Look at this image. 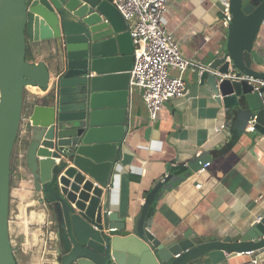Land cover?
Instances as JSON below:
<instances>
[{"label":"water","instance_id":"1","mask_svg":"<svg viewBox=\"0 0 264 264\" xmlns=\"http://www.w3.org/2000/svg\"><path fill=\"white\" fill-rule=\"evenodd\" d=\"M39 1L0 0V264H18L10 236V163L28 86L53 97L47 116L28 132L25 158L35 191L52 198L48 204L67 247L60 264H197L207 258L216 263L264 251V218L221 240L186 234L168 241L153 234L151 206L164 195L160 189L197 173L204 156L169 165L168 176L136 215L122 217L111 209L112 177L132 121L135 47L129 22L112 0ZM230 10L232 19L223 28L226 49L205 63L201 83L264 134V86L256 89L264 70L252 57L264 24V0H231ZM31 21L47 23L54 34L59 66L52 84L45 62L26 59ZM229 72L236 78L222 79Z\"/></svg>","mask_w":264,"mask_h":264},{"label":"crops","instance_id":"2","mask_svg":"<svg viewBox=\"0 0 264 264\" xmlns=\"http://www.w3.org/2000/svg\"><path fill=\"white\" fill-rule=\"evenodd\" d=\"M221 9L222 0H169L164 24L184 55L198 64L212 61L226 49V23ZM35 25V21L29 25L30 40L39 44L51 41L57 52L49 25L45 24L50 34L39 32ZM40 56L42 52L34 53L37 63L43 61L50 68L52 84L59 64L53 56ZM252 57L256 68L264 70V24ZM170 73L178 75L172 68ZM183 77L187 84L185 96L167 101L156 120L148 116L143 91L132 88V121L122 144V160L112 177L111 209L122 217L136 215L147 194L168 176L169 165L204 156L208 163L205 170L172 189H160L164 195L151 206L155 210L153 234L171 241L186 234L190 238L221 240L244 233L264 218V134L247 129L251 123L246 124V114L217 102L201 83L200 75L189 69ZM48 92L32 88L28 93L24 114L32 116L36 124L48 111L34 100ZM22 141L18 145L20 177L10 196L11 241L19 264H60L67 247L62 244L48 204L52 198L45 199L44 192L35 191L26 165V149L21 151L27 146ZM255 258H259L258 264H264V251L238 253L216 263L207 258L197 264H253Z\"/></svg>","mask_w":264,"mask_h":264},{"label":"built area","instance_id":"3","mask_svg":"<svg viewBox=\"0 0 264 264\" xmlns=\"http://www.w3.org/2000/svg\"><path fill=\"white\" fill-rule=\"evenodd\" d=\"M112 2L129 22V32L135 47L130 85L143 91L148 116L151 120H156L167 101L185 96L187 84L184 74L191 69L192 72L201 75L208 69V65L198 64L186 57L179 42L167 30L163 18L169 0H112ZM230 4L231 0H222L221 11L226 24L232 19ZM226 59L229 57L226 56ZM171 68L177 70L178 75H172ZM94 75L92 73V76ZM221 76L222 79L236 78L233 72ZM240 78L245 77L241 75ZM260 86H264V80L256 81V89ZM32 88L46 93V90L39 86H28L27 90L30 92ZM35 122L32 116L23 113L21 132L30 131ZM247 129L251 132L256 130L252 123ZM205 166H208V163L201 171L205 170ZM259 221L260 218L257 222ZM252 263L258 264L259 258H255Z\"/></svg>","mask_w":264,"mask_h":264},{"label":"trees","instance_id":"4","mask_svg":"<svg viewBox=\"0 0 264 264\" xmlns=\"http://www.w3.org/2000/svg\"><path fill=\"white\" fill-rule=\"evenodd\" d=\"M31 2H32V0H27V4L28 5H31ZM26 44H27V56H26L27 61H29V62H36V57H34V53L37 52V53L40 54L41 53V49L39 48L36 51L33 49V44L30 41V38H29V34L28 33L26 34ZM28 93H29L28 90L25 89L24 90L23 113L25 112V103H26V100H27V97H28ZM52 100H53V97L48 94V95H45L42 98L36 97L35 100H34L35 101L34 103L36 105L48 106V105H50V103L52 102ZM20 140L21 141L23 140L22 142L24 143V145H27L28 144V140L26 138H24V137H21V126H20L19 131H18V134H17V138H16V141H15V145H14L13 151L15 149L16 150L18 149V143L20 142ZM15 156H16V154H15ZM13 160H14V155L12 154L11 163H10V169H11L10 188L11 189L14 187V179H15V177L20 176V173H19V171L17 169V162H16V160L15 161H13ZM14 251H16V249ZM14 254H15L16 261L18 263V259H17V256H16V252H14ZM63 257H64V254H63ZM63 257H61V262H62Z\"/></svg>","mask_w":264,"mask_h":264},{"label":"rangeland","instance_id":"5","mask_svg":"<svg viewBox=\"0 0 264 264\" xmlns=\"http://www.w3.org/2000/svg\"><path fill=\"white\" fill-rule=\"evenodd\" d=\"M32 43H34L33 45H34V48H35V50H37V49H41V52H42V56H53L54 58H55V60H57V58H58V54H59V52H58V50H56L57 52H55V51H53V47H52V43H51V41H46V42H43L42 44H39V43H37V42H34V41H31ZM42 56H40V57H42ZM56 56V57H55ZM29 94H30V92H29ZM28 94V95H29ZM31 130V129H30ZM29 132V131H28ZM28 132L24 135V134H22V132H21V137H24V138H26V135H28ZM27 139V138H26ZM22 143V142H21ZM18 145H19V143H18ZM18 148H19V146H18ZM24 149H26L25 147H23V148H21V151H24ZM16 150V149H15ZM13 151V155H14V160L13 161H15L16 160V162L17 163H19V158H18V149L16 150V151ZM15 154H16V156H15ZM19 177L20 176H17V177H15V179H14V186L15 187H17L18 186V181H19ZM17 185V186H16ZM10 215H11V212H10ZM10 221H12V219L10 218ZM12 224V227H13V223H11ZM22 236H20L19 237V239L21 238Z\"/></svg>","mask_w":264,"mask_h":264},{"label":"bare ground","instance_id":"6","mask_svg":"<svg viewBox=\"0 0 264 264\" xmlns=\"http://www.w3.org/2000/svg\"><path fill=\"white\" fill-rule=\"evenodd\" d=\"M36 27H38L39 26V28H38V31L39 32H43V34H50V31L47 29V27L46 26H41L40 24H37L36 23V25H35Z\"/></svg>","mask_w":264,"mask_h":264},{"label":"flooded vegetation","instance_id":"7","mask_svg":"<svg viewBox=\"0 0 264 264\" xmlns=\"http://www.w3.org/2000/svg\"><path fill=\"white\" fill-rule=\"evenodd\" d=\"M15 250V249H14ZM14 252H16V251H14ZM16 256H17V253H16Z\"/></svg>","mask_w":264,"mask_h":264}]
</instances>
